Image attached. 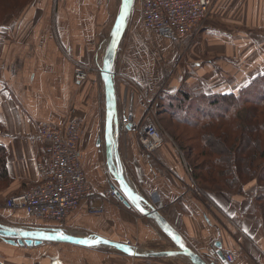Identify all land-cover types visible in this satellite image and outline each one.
<instances>
[{
    "label": "crops",
    "instance_id": "1",
    "mask_svg": "<svg viewBox=\"0 0 264 264\" xmlns=\"http://www.w3.org/2000/svg\"><path fill=\"white\" fill-rule=\"evenodd\" d=\"M119 2L33 0L17 19L0 28V146L5 148L7 171L0 182V224L18 232L55 229L69 239L101 241L80 246L43 240L27 246L0 236L1 264H192L185 256H161L174 252L175 245L154 221L109 194L118 191L117 171L107 162L100 71ZM135 2L139 12L127 18L112 69L123 177L141 203L153 205L183 244L207 263L228 264L224 254L231 253L232 264H264V233L252 213L258 195L255 181L241 194L197 196L196 182L188 178L170 143L164 141L148 156L134 132L120 130L123 117L131 115L138 124L154 105L155 121L162 123L168 111L158 108L156 100L165 94L185 90L190 95H236L263 76L264 0H212L206 20L179 44L147 30L141 3ZM76 67L88 73L81 84L74 80ZM71 120L81 121L78 150L95 196L84 199L59 223L7 209L8 198L40 180L38 164L46 163L47 154L38 129L65 128ZM88 208L103 212L90 214ZM219 246L223 261L216 255Z\"/></svg>",
    "mask_w": 264,
    "mask_h": 264
},
{
    "label": "trees",
    "instance_id": "2",
    "mask_svg": "<svg viewBox=\"0 0 264 264\" xmlns=\"http://www.w3.org/2000/svg\"><path fill=\"white\" fill-rule=\"evenodd\" d=\"M31 1L0 0V28L17 19ZM165 100L167 115L190 136L187 149L173 135L172 139L188 178L197 184L196 195L233 196L255 181L259 192L252 213L264 233V75L236 95H190L180 90L166 94ZM5 156L0 146V182L7 178Z\"/></svg>",
    "mask_w": 264,
    "mask_h": 264
},
{
    "label": "built area",
    "instance_id": "3",
    "mask_svg": "<svg viewBox=\"0 0 264 264\" xmlns=\"http://www.w3.org/2000/svg\"><path fill=\"white\" fill-rule=\"evenodd\" d=\"M144 26L150 32L170 40L173 44L182 43L187 36L199 28L208 17L212 0H139ZM88 78L86 70L74 69L76 84ZM149 107L138 124L133 123L131 115L120 122L121 131L134 132L142 152L154 155L163 145V138L153 123ZM82 134L81 121L71 120L65 128L49 125L37 131L38 139L45 143L46 163L38 164L39 182L22 193L5 201L9 210L23 211L35 220L62 222L79 204L88 197H94L86 182L81 165L78 142ZM165 175L177 187V182L166 171ZM119 197L116 190L109 193ZM159 198V197H158ZM90 214H100V208H88ZM214 250L215 248L212 247ZM228 264L234 262L231 253L224 254Z\"/></svg>",
    "mask_w": 264,
    "mask_h": 264
},
{
    "label": "water",
    "instance_id": "4",
    "mask_svg": "<svg viewBox=\"0 0 264 264\" xmlns=\"http://www.w3.org/2000/svg\"><path fill=\"white\" fill-rule=\"evenodd\" d=\"M135 0H127L125 3V0L121 1L120 11L119 15L113 25L111 34H110V40L108 43V46L105 51V55L102 61V67L100 71L101 79L104 83V90H105V100H106V123H105V137H106V156H107V162L110 164V166L116 165V176L115 180L118 185V191L117 194L119 195V198L123 202L124 205L127 207H132L136 211H138L140 214L145 216L146 218L152 220L155 222V224L158 226V228L162 231V233L169 238V240L175 245L176 250L174 252H171L170 254H162L161 256H185L187 257L192 264H209L206 261H204L199 255L194 253L191 249L187 248L183 244V240L181 236L178 234V232L171 227L166 219L160 214V212L151 204L145 205L144 203H141L140 199L136 196L135 192L131 189L129 186L127 180L123 177L122 170L120 168L119 164V157H118V151H117V145H118V119H117V104H116V98H115V89H114V83H113V74L112 69L115 63L116 55L119 50V45L121 43L127 18L129 17V14L131 12V9L133 7ZM124 15V19L121 20L120 16ZM119 23L120 27L117 31L116 25ZM59 230L55 229H41L36 230V232H18L12 227L3 226L0 224V236L4 238H11L15 241L11 242L12 244L16 245H24L27 246H33L43 240L48 241H65L72 244L80 245V246H92L94 244L89 245L88 243H82L81 241H91L89 239L85 240H78L74 238H66V239H45L46 236H56V233ZM30 238V240L25 241V243L22 244V239ZM106 242L109 246L117 248L122 251H126L124 246L112 243L106 240H102ZM152 255V254H151ZM148 254L147 256H151ZM218 258L223 261L222 254L220 252V246L218 247V251L216 253Z\"/></svg>",
    "mask_w": 264,
    "mask_h": 264
},
{
    "label": "rangeland",
    "instance_id": "5",
    "mask_svg": "<svg viewBox=\"0 0 264 264\" xmlns=\"http://www.w3.org/2000/svg\"><path fill=\"white\" fill-rule=\"evenodd\" d=\"M33 1V0H32ZM31 1V2H32ZM30 2V3H31ZM120 4H121V0H120V2H119ZM139 3H134L133 4V7H132V9H131V12L133 11L134 12V16H135V13L136 12H139V6L140 5H138ZM30 5V4H29ZM118 8H120V6H118ZM129 16L131 17V13L129 14ZM115 23V22H114ZM194 95V94H193ZM199 95V94H198ZM166 99V94L162 97V99H158V100H156V104H157V106H158V108H164V109H166V106H167V104H168V101L167 100H165ZM160 100H162V102H160ZM160 104H162V105H160ZM154 106H156V105H154ZM153 106V110H152V113H151V117H152V119H153V123H154V125L156 126V128L158 129V131L160 132V134L162 135V138L164 139L163 141H166L167 143H170L172 146H173V148H174V150H175V152H177V155L179 156V158H180V161H181V163H184V158L182 157V155H181V153H180V151L178 150V148H177V146L175 145V143L173 142V137H172V135L177 139V141H178V143L182 146V147H184V148H188V147H190L191 146V143H189L190 141H189V138H190V136H189V134H187V132H186V130H184V129H182V127L181 126H179V125H177L176 123H174L171 119H170V117L167 115V116H165L163 119H161V122L162 123H160V122H156L155 121V117H154V107ZM167 110V109H166ZM167 114H168V112H167ZM202 134H203V132H204V129H202ZM214 133H215V131H214ZM170 135H171V137H170ZM258 192H259V190H258Z\"/></svg>",
    "mask_w": 264,
    "mask_h": 264
},
{
    "label": "snow or ice",
    "instance_id": "6",
    "mask_svg": "<svg viewBox=\"0 0 264 264\" xmlns=\"http://www.w3.org/2000/svg\"><path fill=\"white\" fill-rule=\"evenodd\" d=\"M127 2V0H125V3ZM120 19L121 20H123L124 19V15L122 14L121 16H120ZM119 27H120V25H119V23L116 25V28H117V31L119 30ZM45 239H55V238H59V239H66L67 237H65L64 236V234L63 233H57L56 234V236H46V237H44ZM82 243H88L89 245H91V244H99V243H101V241L100 240H95V241H81ZM106 243V242H105Z\"/></svg>",
    "mask_w": 264,
    "mask_h": 264
}]
</instances>
